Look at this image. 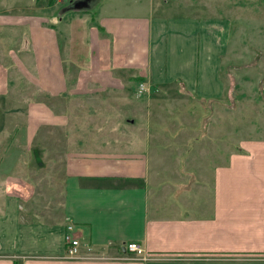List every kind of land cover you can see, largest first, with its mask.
Listing matches in <instances>:
<instances>
[{
	"label": "crops",
	"instance_id": "crops-1",
	"mask_svg": "<svg viewBox=\"0 0 264 264\" xmlns=\"http://www.w3.org/2000/svg\"><path fill=\"white\" fill-rule=\"evenodd\" d=\"M66 2L78 6L67 11ZM44 5L43 15L24 14L21 23L0 18V28L20 30L14 37L0 30V41L10 42L0 49V121L8 122L7 98L21 115L4 130L19 146L2 152L15 163L24 153L41 160L0 177V264H264V138L215 146L218 156L201 177H161L149 100L141 99L174 85L184 96L219 100L227 30L218 22L209 33L204 20L177 13L142 14L140 3ZM200 47L209 65L201 71ZM40 135L53 140L50 168L47 150L35 145ZM67 234L88 258H66ZM130 243L156 260L120 261Z\"/></svg>",
	"mask_w": 264,
	"mask_h": 264
},
{
	"label": "rangeland",
	"instance_id": "rangeland-1",
	"mask_svg": "<svg viewBox=\"0 0 264 264\" xmlns=\"http://www.w3.org/2000/svg\"><path fill=\"white\" fill-rule=\"evenodd\" d=\"M52 2L60 3L57 0H0V18L7 17L8 24H13L14 20L20 17L19 23H21L22 15H43L44 13H40L45 7L44 4ZM157 2L159 3L156 7L163 11L155 9L148 0H102L104 5L116 4L124 8L132 7L130 6L132 4L137 6L140 3V6L146 7L141 11L142 14H160L159 17L165 19L177 13L179 17H172L204 20L208 24L209 33L211 27L217 26L218 22L223 26V32L221 28L219 29L221 33L224 34L227 30V39L223 45L224 51L220 56L219 64V74L225 89L224 95L219 100L200 101L184 96L181 93L185 92H179L174 85L157 91L150 90V94H145L146 96L141 95V99L149 100L147 116L152 122V129L154 128V137L150 139V145L159 151V162L158 165H154V171L161 177L173 178L178 177V174L185 175L184 173L194 175L197 173V177H201L205 174L204 168H212L217 158L214 153L218 156L214 150L215 146L220 144L221 147L233 149L231 146L234 143L239 145L241 141H248L253 137L264 138V0H156ZM67 5H70L69 2ZM57 7L55 6L53 11H57ZM61 8L62 5L59 9ZM172 8L174 10H171ZM208 21H215L216 24L209 26ZM12 28V26L7 28L1 26L0 30L8 31L13 30ZM13 32L16 34L12 37L20 36V30ZM0 33L4 34L3 31ZM219 38L222 39V36ZM9 45L10 42L0 41L1 50H6ZM211 61L213 65L215 61ZM203 66L209 65L204 62L200 47V71ZM12 101L14 100L11 98L5 101L10 103L6 108L7 124L3 123V120L0 121L1 178L21 172L22 169L18 168V165H41L38 153H34V156L31 153L19 155L20 160L15 163L14 154L2 152L4 146L10 151L12 148L9 147L16 148L20 141L15 133L4 132L6 125L8 127L11 124L9 121L15 118L21 120V115L11 113ZM141 110V114H144L147 110L146 106H142ZM1 111L0 118L3 119ZM119 113H122V110ZM228 132L231 135H228ZM224 135L230 137H223ZM10 136L12 138L9 144L3 143V140ZM52 141L51 137L45 138L40 135L37 143H34L35 145L41 143V147L47 150L45 152L39 146L45 152L42 158L44 165H49L48 168L53 161L52 151H55ZM34 144L32 146H35ZM191 150H193L192 154H190ZM21 161H24V164H21ZM197 162L200 165H196ZM205 165L207 167H204ZM11 167L15 168L14 171L10 170ZM3 227L4 225L0 226V241H5L2 237Z\"/></svg>",
	"mask_w": 264,
	"mask_h": 264
},
{
	"label": "built area",
	"instance_id": "built-area-1",
	"mask_svg": "<svg viewBox=\"0 0 264 264\" xmlns=\"http://www.w3.org/2000/svg\"><path fill=\"white\" fill-rule=\"evenodd\" d=\"M58 2L64 0H57ZM141 91L143 88L141 87ZM73 230L72 226L68 227V231L71 232ZM65 243H66V258L67 259H86L88 256H83L80 251L79 242L74 239L71 234H67L65 236ZM128 255V256H127ZM120 261H128V262H150L156 260L153 257H149L145 254L142 247L136 243H130L125 247V255L119 259Z\"/></svg>",
	"mask_w": 264,
	"mask_h": 264
},
{
	"label": "trees",
	"instance_id": "trees-1",
	"mask_svg": "<svg viewBox=\"0 0 264 264\" xmlns=\"http://www.w3.org/2000/svg\"><path fill=\"white\" fill-rule=\"evenodd\" d=\"M50 4L52 5V4H54V3L52 2V3H50ZM94 21H95V19H94V17H92L90 20H88V23H89L90 25H92V24H94ZM60 35H62L61 40H60V44H61L62 42L65 43V40L67 39L66 35H63L62 33H61ZM134 82L137 83V84H139V83H143V82H145V80L142 79V78H140V79H135Z\"/></svg>",
	"mask_w": 264,
	"mask_h": 264
},
{
	"label": "water",
	"instance_id": "water-1",
	"mask_svg": "<svg viewBox=\"0 0 264 264\" xmlns=\"http://www.w3.org/2000/svg\"><path fill=\"white\" fill-rule=\"evenodd\" d=\"M76 6H78V3L77 2H74L73 4L71 3L70 5H69V7H67V11H69V10H73V9H75L76 8Z\"/></svg>",
	"mask_w": 264,
	"mask_h": 264
}]
</instances>
